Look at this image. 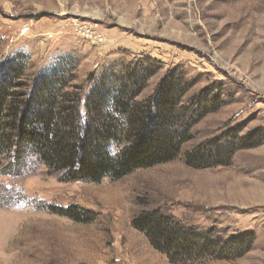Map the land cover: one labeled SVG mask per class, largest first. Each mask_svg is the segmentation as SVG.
<instances>
[{
    "label": "rangeland",
    "instance_id": "obj_1",
    "mask_svg": "<svg viewBox=\"0 0 264 264\" xmlns=\"http://www.w3.org/2000/svg\"><path fill=\"white\" fill-rule=\"evenodd\" d=\"M16 56L27 62L22 90L63 62L68 90L86 98L140 61L154 74L139 99L175 73L187 82L183 104L214 109L176 159L119 180H64L30 150L20 162L0 154V264H179L132 225L154 208L225 239L253 236L243 255L200 264H264V0H0V74ZM235 135L260 143L227 166L186 163L201 142Z\"/></svg>",
    "mask_w": 264,
    "mask_h": 264
},
{
    "label": "trees",
    "instance_id": "obj_2",
    "mask_svg": "<svg viewBox=\"0 0 264 264\" xmlns=\"http://www.w3.org/2000/svg\"><path fill=\"white\" fill-rule=\"evenodd\" d=\"M14 60L0 74V154H13L20 162L30 150L64 180H119L136 169L172 161L193 138L194 124L214 109L203 100L192 108L183 104L187 82L175 73L139 99L154 74L140 61L113 69L84 98L78 86L68 90L73 69L68 63H59L22 90L28 87L22 82L27 62L18 56ZM255 139L235 135L230 145L217 139L201 142L186 152V163L194 168L230 165L238 150L260 143ZM56 211L80 217L64 208ZM132 225L179 264L241 256L254 242L249 234L225 239L212 229L198 231L160 208L140 211Z\"/></svg>",
    "mask_w": 264,
    "mask_h": 264
}]
</instances>
